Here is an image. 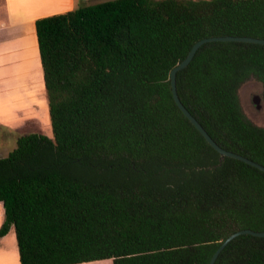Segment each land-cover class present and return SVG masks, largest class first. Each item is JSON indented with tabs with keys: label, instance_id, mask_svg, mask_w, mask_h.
<instances>
[{
	"label": "trees",
	"instance_id": "obj_1",
	"mask_svg": "<svg viewBox=\"0 0 264 264\" xmlns=\"http://www.w3.org/2000/svg\"><path fill=\"white\" fill-rule=\"evenodd\" d=\"M35 32L52 138L24 134L0 158V238L13 227L20 264H209L231 234L264 232V172L213 168L170 85L201 39H264V0H112ZM251 78L264 97V45L212 42L176 91L219 147L264 167V128L238 98ZM215 264H264V237L235 238Z\"/></svg>",
	"mask_w": 264,
	"mask_h": 264
},
{
	"label": "crops",
	"instance_id": "obj_2",
	"mask_svg": "<svg viewBox=\"0 0 264 264\" xmlns=\"http://www.w3.org/2000/svg\"><path fill=\"white\" fill-rule=\"evenodd\" d=\"M89 2L102 0H0V149L8 145L14 149L17 138L28 133L52 138L35 21L88 6ZM3 221L0 204V227ZM0 264H20L13 227L0 238Z\"/></svg>",
	"mask_w": 264,
	"mask_h": 264
},
{
	"label": "water",
	"instance_id": "obj_3",
	"mask_svg": "<svg viewBox=\"0 0 264 264\" xmlns=\"http://www.w3.org/2000/svg\"><path fill=\"white\" fill-rule=\"evenodd\" d=\"M212 42H243V43H251V44H257V45H264V39H257V38H251V37H232V36H223V37H211V38H205L197 41L188 52L185 59L180 62L177 66H175L171 72H170V85H171V91H172V97L177 105L178 109L182 112V114L190 121V123L197 129V131L202 135V137L206 140V142L219 154L218 164L214 166L213 168L219 167L222 165L225 158H231L238 160L240 162H243L251 167H254L255 169L264 172V167L258 163H255L254 161H251L241 155L232 153L230 151H226L219 147L212 138L207 134V132L203 129V127L197 122V120L187 111V109L183 106L181 101L179 100V97L177 95L176 91V74L185 69L193 60L194 56L196 55L197 51L207 43ZM253 103L256 106V109L259 110L261 108L260 105V97L254 96L253 97ZM207 169H212V167H208ZM242 235H251L254 237H264V232H255L249 229L240 230L237 231L230 236H228L225 240L221 242V244L217 247L215 252L213 253L209 264H215L218 256L220 253L225 249V247L233 241L235 238L242 236Z\"/></svg>",
	"mask_w": 264,
	"mask_h": 264
},
{
	"label": "rangeland",
	"instance_id": "obj_4",
	"mask_svg": "<svg viewBox=\"0 0 264 264\" xmlns=\"http://www.w3.org/2000/svg\"><path fill=\"white\" fill-rule=\"evenodd\" d=\"M112 1V0H102V2ZM90 5H93V2H89ZM86 4V3H84ZM259 96L261 98V108L256 109L255 104L253 103V97ZM238 98L241 110L245 117L255 126L264 128V97H263V88L259 81L251 78L243 83L238 90ZM13 146L8 145L7 147H2L0 149V156H5L7 152L12 150Z\"/></svg>",
	"mask_w": 264,
	"mask_h": 264
},
{
	"label": "flooded vegetation",
	"instance_id": "obj_5",
	"mask_svg": "<svg viewBox=\"0 0 264 264\" xmlns=\"http://www.w3.org/2000/svg\"><path fill=\"white\" fill-rule=\"evenodd\" d=\"M260 102H261V98H260Z\"/></svg>",
	"mask_w": 264,
	"mask_h": 264
}]
</instances>
